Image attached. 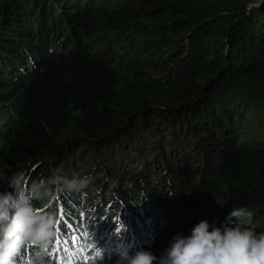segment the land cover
Listing matches in <instances>:
<instances>
[{"label":"trees","instance_id":"obj_1","mask_svg":"<svg viewBox=\"0 0 264 264\" xmlns=\"http://www.w3.org/2000/svg\"><path fill=\"white\" fill-rule=\"evenodd\" d=\"M0 242L264 264V0H0Z\"/></svg>","mask_w":264,"mask_h":264},{"label":"rangeland","instance_id":"obj_2","mask_svg":"<svg viewBox=\"0 0 264 264\" xmlns=\"http://www.w3.org/2000/svg\"><path fill=\"white\" fill-rule=\"evenodd\" d=\"M160 151H163L164 153H168L170 150H163V149H159V153H160ZM127 154V153H126ZM156 155H158V154H156ZM168 157V156H167ZM167 157H166V160H168L167 159ZM84 161V160H83ZM82 161V162H83ZM95 185V183H93V182H89V179H87L86 180V188L85 189H87V191L89 192L88 193V198L89 199H93V198H96V194H98V192H99V189H96V188H93V186ZM106 195V194H105ZM76 235V234H75ZM111 241V239H110V237H107L106 239H105V242L106 243H108V242H110ZM80 243V240L78 241V244ZM69 245H71V243L69 244ZM4 246H5V244L4 243H2V242H0V249L1 248H4ZM1 254V253H0ZM0 258H1V260L2 261H5L6 259H2L3 257L0 255Z\"/></svg>","mask_w":264,"mask_h":264},{"label":"clouds","instance_id":"obj_3","mask_svg":"<svg viewBox=\"0 0 264 264\" xmlns=\"http://www.w3.org/2000/svg\"><path fill=\"white\" fill-rule=\"evenodd\" d=\"M112 231H109V235L107 236V237H110V239H111V241L110 242H112V239L114 238V235H115V233H111ZM74 238H77L78 240H74ZM74 238H72V239H70V240H68L66 243H65V245L64 246H73V245H75L76 247H79V245L82 247V242H81V240L79 239V236L78 235H75V237ZM80 240V243L78 244V241ZM71 243V245H69Z\"/></svg>","mask_w":264,"mask_h":264}]
</instances>
